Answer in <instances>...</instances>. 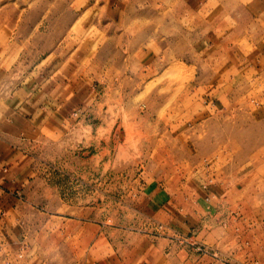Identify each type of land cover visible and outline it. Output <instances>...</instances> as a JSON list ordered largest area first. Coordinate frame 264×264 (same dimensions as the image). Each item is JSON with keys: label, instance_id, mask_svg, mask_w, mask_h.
<instances>
[{"label": "rangeland", "instance_id": "1", "mask_svg": "<svg viewBox=\"0 0 264 264\" xmlns=\"http://www.w3.org/2000/svg\"><path fill=\"white\" fill-rule=\"evenodd\" d=\"M0 81L45 86L0 264H264V0H0Z\"/></svg>", "mask_w": 264, "mask_h": 264}, {"label": "crops", "instance_id": "2", "mask_svg": "<svg viewBox=\"0 0 264 264\" xmlns=\"http://www.w3.org/2000/svg\"><path fill=\"white\" fill-rule=\"evenodd\" d=\"M49 83L47 84L51 86ZM29 86L13 85L5 89L3 81H0V204L2 205L8 199H13L14 194L10 187L19 182L27 171L26 166L30 165V159L28 160L22 149L25 148L26 137L32 133L36 114L43 111V106L38 105V101L44 97L36 96V91H44L45 86L38 90ZM49 115L51 117V112ZM59 117L65 121L69 113L64 111L59 114ZM147 239L142 240L145 247V249L142 248L143 250H140V244H136V248L132 247L129 239L104 241L98 239L92 246V264H157L161 256L159 257L157 248L155 249L153 245L154 241L145 246ZM132 254L136 257L148 256L149 261L131 260L129 256ZM13 264H37V261L32 256L28 258L26 254L24 259L17 260Z\"/></svg>", "mask_w": 264, "mask_h": 264}, {"label": "built area", "instance_id": "3", "mask_svg": "<svg viewBox=\"0 0 264 264\" xmlns=\"http://www.w3.org/2000/svg\"><path fill=\"white\" fill-rule=\"evenodd\" d=\"M18 259H19V260H22V259H23V255L20 254V255L18 256Z\"/></svg>", "mask_w": 264, "mask_h": 264}]
</instances>
